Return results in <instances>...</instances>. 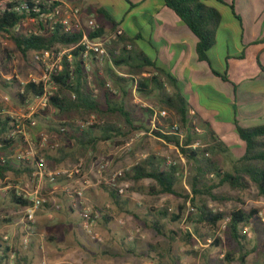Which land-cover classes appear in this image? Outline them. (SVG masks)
Listing matches in <instances>:
<instances>
[{
  "label": "trees",
  "instance_id": "1",
  "mask_svg": "<svg viewBox=\"0 0 264 264\" xmlns=\"http://www.w3.org/2000/svg\"><path fill=\"white\" fill-rule=\"evenodd\" d=\"M209 1L225 4V0H163L164 4L171 8L199 39L197 46L199 59L206 61L217 76L228 81L227 74L215 70L209 58L210 50L217 43V32L223 21L221 12L209 5ZM235 1L232 0L230 4L233 14H235ZM24 19V16H18L14 13L0 14V33H12ZM39 29V33L11 35L12 40L24 56L48 51L58 53L61 47L70 48L71 51L63 57L60 69L53 75L56 90L49 98L48 107L33 116V121L36 122L35 126H31L32 121L27 120L24 124L28 128H35L37 131L42 129V126L46 124L45 122L52 126L50 121H45L52 110L59 118H71L73 112L80 109L87 113L99 115L103 120L100 124L95 123L83 130L77 123L70 121L64 124H55L59 132L60 126L67 127L64 134H66L67 140L72 143V151L60 149L59 158H63L76 154L80 157L89 152H96L100 143L124 146L131 134L144 130L145 127L142 124H137L141 120L135 114V108L129 104L130 93L133 88L144 98H155L164 103L176 113L185 128H188L190 118L198 119L203 123L206 133L201 137L196 133H188L181 140L179 134L181 128L177 126L178 129H176L175 125L166 130L164 126L156 123L152 130L153 134L160 139L169 144H174L190 165L189 186L191 193L184 196V202L178 206L177 212L170 211L168 207L150 208L146 221L150 229L160 236L170 237L171 241L174 240L171 234L177 233L168 229V225L184 222L192 231L184 233L181 240L186 246L193 247L185 254L198 259L202 258L204 254L200 249H195L194 240L196 239L202 246L219 247L221 238L217 237V232L220 224L229 218L227 233L240 246L241 252L237 254L235 249H230L221 262L232 264L239 261L246 264L250 253L244 252L249 243L245 228L259 222V209L252 208L249 211L235 209L228 213L213 209L207 201L211 199L219 204L229 201V197L215 193L217 188L225 184L234 190L243 191L254 186L264 198V125L247 128L241 126L236 117L233 119L235 130L239 138L245 143V152L234 161L231 170H224L217 157L220 154L228 153L229 146L218 139L210 123L199 117L200 113L194 102L187 96L184 83L181 80L167 69L160 67L155 58L143 53L133 54L130 45H128L130 39L127 33L122 30V34L116 37L121 49L108 44L114 65H108L104 72L96 69L91 81L86 69L90 57H84L85 47L81 45L82 34L68 32L60 24ZM114 30L116 33L118 29ZM94 36L103 37L102 29L99 28L98 32L91 37ZM260 42H264V38ZM243 57L244 55L240 58ZM7 58L11 57H4V61ZM147 68H153L154 73L148 72ZM120 72L123 76L119 75ZM12 83L18 84V91L15 96L23 105L27 100L39 97L44 93V86L41 82L37 84L28 81L22 85L18 79H13ZM94 89L100 91L99 96H95ZM21 90L23 92H20ZM144 110L149 118H154L156 113L154 106L144 108ZM122 123L125 124L122 125ZM18 125L20 123L16 118L0 112V175L3 179H6L10 173L17 177L25 174L32 176L38 169L39 156L31 160L18 159L11 154L14 144L19 139L18 137H22L19 133L12 136ZM146 132L149 133V130L147 129ZM200 139L204 144L194 147V143ZM2 157L5 162L2 161ZM178 171V166H168L165 158L148 154L146 158L127 169L122 179L131 182L134 185L132 188L135 190L144 188L141 187L142 182H151L149 186L151 195H177L176 188L180 183ZM59 182H61L60 179L55 181V183ZM102 187L115 204L118 206L124 204L122 196L114 187L108 185ZM11 202L21 208L31 204L30 199L19 195L14 189L11 191ZM188 202L194 208V212L189 214H187ZM112 219L109 214H104L101 217L104 226L110 224ZM12 221L3 219V222ZM203 229L206 231L202 232ZM209 240H211L210 244H208ZM158 248L151 245V253L156 252ZM160 252L157 256L158 264H183L181 262L182 256L172 257L170 249L167 253L165 251ZM15 255L16 251L0 237V264H10ZM167 255L170 256L169 259H167ZM15 264H27V259L18 257Z\"/></svg>",
  "mask_w": 264,
  "mask_h": 264
},
{
  "label": "rangeland",
  "instance_id": "2",
  "mask_svg": "<svg viewBox=\"0 0 264 264\" xmlns=\"http://www.w3.org/2000/svg\"><path fill=\"white\" fill-rule=\"evenodd\" d=\"M209 3L218 8L223 15V22L218 30L217 45L211 51L214 69L226 73L236 83L240 82L243 78L254 76L261 70V67H264V42L243 47L241 37L238 35V31L240 30L238 18L242 19L240 17V8L237 11L234 9L235 14H233L230 6L222 5L215 1H209ZM39 31L38 25L25 23L10 34L0 33V112L16 118L21 123H25L24 116L27 114V106L21 104L16 98L18 84H13L12 80L18 79L25 82L33 78L40 79L43 74V67L41 63L35 61L34 55L24 56L12 40L11 35L39 33ZM103 37V41L107 42V37ZM111 41V45L121 49L116 39ZM161 48L162 53H166V48ZM59 51L64 57L70 53L71 49L61 47ZM242 51H244V57L241 59L239 57ZM171 52L178 53L180 51L172 50ZM6 56L11 58H7L4 61V57ZM94 65L89 64L87 70L91 81L96 69L104 72L110 64L107 63L103 66ZM175 65V69L179 74L186 76V69L180 66L178 62ZM147 71L154 73L153 68H147ZM94 90L95 96H99L100 91L98 89ZM112 91L115 92L114 89ZM197 94L203 108L207 111H210L209 109L215 111L214 115L208 112L207 118H211L212 126L218 133H222L223 130L225 131L223 140L230 145L231 151L236 155L244 153L245 148L240 147V145L244 146V142L238 137L233 127L235 107L220 98L211 96L204 89L197 88ZM129 104L135 108V114L141 120L137 124H142L145 129L141 133L131 134L124 146H116L113 143H100L96 152H89L80 157L76 154L77 156L59 158L61 148L64 151H72V143L67 140L66 134H62L57 130L55 124H64L69 121L79 124L91 117H95V123L100 124L103 120L99 115L87 113L80 109L75 110L71 118H59L56 117L54 110H52L45 118V121H50L52 126L47 125V122H45L46 124L38 131L35 128H25V135L17 140L11 150L13 157L22 155L24 159L31 160L36 156L43 157L47 173L73 171L80 165H82V172L72 179L61 177V182L59 183H51L47 177H41L40 175L36 177L34 174L32 176L25 174L17 177L15 174L10 173L7 177L9 178L8 180L1 178L0 175V237L4 238L8 234L9 240L7 241V245L16 251V255L12 257L10 264H15L18 257L27 259V264H104L108 262L111 264V260H106L114 259V256L104 255V244L108 242L113 247H116L119 252L121 251L125 254V245L127 243H133L137 247V242H139L138 238H136L137 236L144 240L143 244L138 243L139 248H142L140 249L141 252L143 251V253L147 254L148 245L159 248L154 253H151L152 249L149 248V256L142 255L137 257L135 264H158L157 256L161 253L160 251L167 253L169 249L171 250L172 257L182 256L181 262L183 264H226L221 261L227 251L235 249L237 254L241 252L240 246L227 233L228 218L220 224L219 231L217 232V237L221 238V245L219 247L202 246L196 239L194 240L195 249H200L204 254L202 258L198 259L192 255L185 254L193 247L186 246L181 240L184 233L192 231L184 222L170 223L168 225V229L177 233L175 235L171 234L174 238L172 241L170 237L160 236L148 227L146 219L150 208L168 207L170 211L177 212L178 206L184 202V196L191 193L189 186L190 165L182 157L179 149L174 144H169L153 134L152 130L155 128L156 123L164 126L166 130H169L172 125L180 126V130L183 131L181 140L188 133H196L200 137L206 133L203 123L198 119L190 118L188 128H185L176 113L170 110L164 103L157 101L155 98H144L134 88L130 93ZM152 106L155 107L158 113L166 112V117L159 118L156 122H153L154 119L149 118L147 112L144 110V108H151ZM147 129L149 133L146 132ZM44 136L48 139L45 146L42 144ZM117 140L121 141L120 139ZM201 140L196 141L194 147L204 144ZM147 153L165 158L167 165L168 161L176 163L180 177V183L176 188L177 195H148V188L151 182H142L141 187L144 188L137 191V189L132 188L134 185L131 182L124 181L122 178H114V173L117 170L124 169L126 171L143 160L144 155ZM217 158L224 167V170L227 171L232 169V162L236 160L235 156L231 153L220 154ZM102 161L109 162L110 168L107 171L99 173L98 165ZM86 179H89L92 184L97 183L98 188H103L102 186L106 185L114 187L113 183L120 187L124 184H129V188L122 196V199L123 201H127L126 207H128L130 213V216H128L130 219L125 220L121 225H123L122 227L125 226L130 230H134V233L130 235H125L124 232L123 238L129 236L132 237L131 239L127 238V241H124L121 237L122 241H118L117 243H115L116 239L109 241L108 239H112L111 236H113L114 232H118L120 236L121 232H123L122 228L121 226L114 228L111 223L104 226L103 221L100 220L95 232L99 234L100 238L102 237V240H94L81 228L79 217L81 208L73 206V218L68 215L69 201L65 198L69 197V193H73L77 189V180L84 183ZM7 184L8 187L6 186ZM13 189L27 197H32L37 191L39 197L47 201L36 212L35 224L31 229H28L27 225L23 222V208L11 202V191ZM215 193L225 195L230 200L219 204L208 199L207 202L213 209L223 210L228 213L235 209H245L246 211L252 208L259 209V222L247 227L249 243L246 245L244 252L250 253L246 264H264V198L254 186L243 191L234 190L225 184L217 188ZM82 199L84 202L83 206L88 204V206L96 209L86 195ZM129 202L131 207L128 204ZM107 203L108 200H106ZM57 205H60L61 208L56 209ZM112 207L113 210L117 209L116 204L113 202ZM190 207L192 206L188 202L187 214H189L188 210ZM113 210H109V208L105 209L106 213L112 216L114 215ZM114 216L117 217V215ZM3 219L13 220L12 224H9L10 222H3ZM122 220L123 216H118L116 218L117 224ZM8 225L12 226V229L6 231L4 226ZM126 231L128 232V230ZM205 231L204 229L202 230V232ZM211 240H209L208 244H210ZM124 243L126 244L124 245ZM118 250L114 251L118 253ZM109 251L107 250V252ZM167 257L169 259L170 256L167 255ZM115 259L118 261V264H129L128 258L123 257V255L121 257L115 256ZM232 264L242 263L235 261Z\"/></svg>",
  "mask_w": 264,
  "mask_h": 264
},
{
  "label": "crops",
  "instance_id": "3",
  "mask_svg": "<svg viewBox=\"0 0 264 264\" xmlns=\"http://www.w3.org/2000/svg\"><path fill=\"white\" fill-rule=\"evenodd\" d=\"M70 3L80 8L81 18L84 23L89 19H94L96 21L99 28L102 29L104 36L107 37V42L111 43V40L116 39L114 29H121L127 33L131 41H129L128 45H130V49H132L131 51L134 55L143 53L146 56L155 58L160 67L167 69L184 83L185 92L197 107L200 113L199 117L203 121L210 123L217 137L225 145L229 146L228 153L235 156L236 160L244 154L243 152L240 155L234 154L231 151L230 145L223 140L225 131L223 130L222 133H218L212 126L213 123L211 118H207V113L210 112V114L214 115L213 113H215V111L212 109L207 111L201 106L197 88L204 89L208 91L211 96L220 98L229 105H233L235 107L234 118L236 117L241 126L248 128L264 125V67H261V70L254 76L243 78L237 83L233 82L229 77L228 81L223 80L212 71L210 65L206 61H201L199 59L197 54L199 39L191 29L181 21L177 14L164 4L163 0H71ZM231 3L232 0H225V4L222 5L230 6ZM209 5L211 4L209 3ZM234 6L235 11L240 8V17L242 19L239 18L238 20L240 27L238 35L241 37L242 46L261 44L260 40L264 38V0H236ZM216 45L213 48H215ZM161 47L166 48V53H162ZM213 48L209 52V58L212 64L211 51ZM172 50H179L180 52H171ZM243 53L244 51L241 52L240 57ZM89 59V63H87L86 66L87 70L89 64H93L92 62L97 64L94 57L91 56ZM177 62L186 69V76H181L175 69V64ZM119 75L123 76L121 72ZM28 81H20V84H26ZM154 121L155 120H153V122ZM233 127L235 129V125ZM240 147L245 148V143L243 147L241 145ZM147 155L148 153L144 155V158H146ZM233 163L234 161L232 164ZM6 179L8 180L9 178ZM76 184L77 189H81L79 181H77ZM6 186L8 187V184ZM85 188V195L92 201L96 209L101 211L102 215L108 214L106 213L107 211H105L106 208L113 210V200L110 199V196L104 188H98L97 183L92 184L91 187ZM18 194L20 195V193ZM148 195L151 194L148 193ZM65 199L69 201L67 213L73 218V206L79 208V201L75 203L70 194L69 197ZM106 200H108L107 204ZM123 202L124 204L121 206L116 204L117 209L113 210V214L117 215V217L122 215L123 220L117 224V217L110 215L113 218L111 224H113L114 228L121 226L123 231L120 236L118 232H114L113 236H111L112 239H108L109 241L116 239L115 243L122 241L121 237L123 238L124 232L125 235L134 233V230H130L125 226L122 227L123 225H121L125 220L127 221L130 219L128 217L130 213L128 207H126L127 201ZM128 204L131 207L130 202ZM48 218H50V216H48ZM9 224H12V222ZM4 227L6 231L12 229L10 225ZM126 230H128V232ZM127 238L131 239L132 237L127 236ZM127 238H123L124 241ZM136 238H138L137 240H139L140 243H144L141 237L137 236ZM3 239L7 244L9 240L8 234ZM139 242H137V247L135 244L133 245V243H124V245L126 244L125 254L121 251L119 252L116 247L106 242L103 247V249H105V251H103L104 255L114 256V259H108L106 261L111 260V264H118L115 256L121 257V255H123V257L128 258L129 264H135L137 257L142 255L148 257L149 248H151V246L148 245V253L145 254V252L143 253V251H140L142 248H139ZM107 250L110 251L107 252ZM114 250H118V253ZM104 264H109V262Z\"/></svg>",
  "mask_w": 264,
  "mask_h": 264
},
{
  "label": "built area",
  "instance_id": "4",
  "mask_svg": "<svg viewBox=\"0 0 264 264\" xmlns=\"http://www.w3.org/2000/svg\"><path fill=\"white\" fill-rule=\"evenodd\" d=\"M71 0H0V14L6 13H14L18 16H24L25 19L18 24L17 28L21 27L25 23H33L39 26V28L44 27L48 28L55 24L62 25L66 31L68 32H77L82 34L81 45L85 47L84 57H94V60L98 65L103 66L104 64L109 63L113 66V57L111 56L108 48L107 42L103 41L104 37L94 36L99 30V26L94 19L87 20L86 23L83 22L81 18V10L79 7L72 5L70 3ZM16 28V29H17ZM40 30V29H39ZM40 32V31H39ZM122 34V30L118 29L115 33V37L117 35ZM34 59L37 63H41L43 67V74L40 79H30L34 83H42L44 86V93L39 97H34L26 101L25 105L27 106V114H25V121H32L31 126H35L36 122L33 121V116L36 113L43 111L49 105V98L54 94L56 90V85L53 82V75L57 73V71L61 67L63 56L60 52L55 53L54 51L34 53ZM89 63V60H88ZM23 83L22 85H24ZM20 92H23L21 90ZM166 112H156L154 116V120L166 117ZM20 125L17 126V130L12 134L19 133L22 136L25 135V128L28 126L24 123L18 121ZM95 117H91L87 121L80 122L78 125L83 130L88 128L89 126L95 123ZM176 129L178 127L176 126ZM60 133H66L67 127L62 125L60 126ZM180 130V129H179ZM199 131V130H197ZM179 134L181 137L183 136V131L180 130ZM20 138V137H18ZM17 138V139H18ZM48 142L47 137L42 138V144L45 146ZM18 159H24L22 155L17 156ZM3 162L5 159L1 158ZM168 165H176L175 162L168 161ZM80 165L73 171H64V172H55V173H47V168L45 166V159L43 157H39L38 169L34 173V176L40 175L41 177H47V179L51 183H55L57 179L61 177H67L68 179H72L75 176L79 175L82 172ZM110 164L107 161H102L98 165V172L102 173L104 171L109 170ZM124 170H119L114 173V178H122L124 175ZM80 188L74 190L73 193H69L70 196L74 199V202L79 201L80 211V223L81 228L94 240H101L99 234L95 232L99 221L101 219L102 213L101 211L84 205L83 199L85 197V187H91V181L86 179L84 183H81L80 180ZM82 185V187H81ZM113 186L119 193V195L123 196L127 189L129 188V184H124L122 187L117 186L113 183ZM79 188V187H78ZM22 195V194H20ZM25 198L31 200V204L27 207L23 208L24 218L23 222L27 225L28 229H31L35 224V216L36 212L47 202L45 199L39 197L38 192L36 191L32 197H27L22 195ZM61 206L57 205L56 209H60ZM194 212V208L190 207L188 213ZM229 221V218L227 219ZM248 228H245V232H247Z\"/></svg>",
  "mask_w": 264,
  "mask_h": 264
}]
</instances>
